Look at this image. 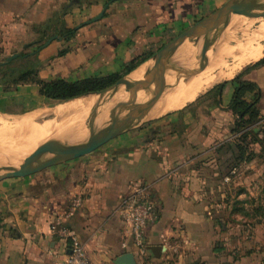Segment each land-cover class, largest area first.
<instances>
[{
    "label": "crops",
    "instance_id": "obj_1",
    "mask_svg": "<svg viewBox=\"0 0 264 264\" xmlns=\"http://www.w3.org/2000/svg\"><path fill=\"white\" fill-rule=\"evenodd\" d=\"M227 1L0 0V56L7 54L5 59H9L35 52L36 44L45 43L58 29L80 27L69 42L53 40L39 52L40 80L77 82L114 75L122 80L145 62L127 75L129 66L157 53L196 24L214 18ZM262 22L264 8L256 0L239 3L221 47L204 55L195 51L188 73L176 82L188 83L205 71L210 56L222 48L236 50L227 58L232 65L236 57L264 47V35L257 37ZM48 27L44 38L38 29ZM245 47L249 51L243 54ZM62 49L67 52L60 56ZM263 58L264 54L181 109L139 122L86 157L0 182V264H66L69 243L51 230L58 220L79 236L92 264H123L120 258L124 255H132L136 264H234L232 252L245 250L243 262L248 256L246 228L235 235L231 220L244 219L245 223L249 218L231 212L237 213L234 205H247V197L252 203L264 204V65H257ZM238 76L256 86L243 100L256 102L260 114L258 122L242 129L230 109L236 87L233 81ZM222 84L216 105L213 92ZM6 87L0 83V115L19 114L15 110L31 93L38 101L43 99L35 84ZM6 91H14L23 100L9 102ZM205 97L208 113L203 112ZM96 105L85 102L91 111ZM44 106L40 109L49 105ZM230 144L243 147L238 161V150L233 151ZM140 189L150 193L157 208V218L146 231L145 255L135 247L121 216L123 202ZM79 197L82 206L65 220L73 199ZM259 218L251 215V219ZM263 229L259 223L256 232ZM232 235L242 237L239 247H232ZM150 247H161L160 257Z\"/></svg>",
    "mask_w": 264,
    "mask_h": 264
},
{
    "label": "water",
    "instance_id": "obj_2",
    "mask_svg": "<svg viewBox=\"0 0 264 264\" xmlns=\"http://www.w3.org/2000/svg\"><path fill=\"white\" fill-rule=\"evenodd\" d=\"M242 1L252 0H228L214 18L196 24L167 43L144 63L146 69L141 78L122 79L106 91L94 94L99 100L97 108L91 113L93 117H91L88 126L99 128L105 125V129H100L94 135L67 145L66 150H37L24 155L20 161L14 162L3 172H0V182L32 176L48 168L86 157L134 129L139 122L147 121L171 87L170 81L167 82V79L175 80L188 73L195 51L204 55L221 47L223 33L237 5ZM256 2L260 8H264V0H256ZM176 52L188 56L182 65L174 62L173 58ZM15 57H10L8 60L11 61ZM153 62L157 65L156 68L151 67ZM151 85L155 86L154 89L150 88ZM108 92L109 95H107ZM142 94L150 98L145 103H138V98ZM104 97L106 98L104 99ZM102 107L104 114L100 122L95 119V116ZM150 250L156 257H160L161 247H150ZM120 262L136 264L132 255L122 256Z\"/></svg>",
    "mask_w": 264,
    "mask_h": 264
},
{
    "label": "rangeland",
    "instance_id": "obj_3",
    "mask_svg": "<svg viewBox=\"0 0 264 264\" xmlns=\"http://www.w3.org/2000/svg\"><path fill=\"white\" fill-rule=\"evenodd\" d=\"M240 36H242V34H238V37ZM155 54L156 53H154V55ZM7 56H8L7 54L0 56V63L5 62V58ZM174 56L175 57L173 59L176 64H178L181 61L183 63L186 60V58H188L187 55L180 52H176ZM176 57H179L180 60H178ZM227 58L220 59L215 63L222 62ZM23 64L24 61H17L14 64L13 68H19ZM2 74H0V82L2 81L7 84L6 89H11V88L17 89L19 87V85H14L17 74H14L9 71H7V73L4 74L5 76H3ZM170 80L171 78H168L167 82ZM154 87L155 86L152 85L150 86L151 89H154ZM8 92L9 91L5 92V96L7 98L10 97L8 98L9 102H14V100H17L19 104V101L23 100L22 99L23 97L20 94L18 99V96H14L13 94L14 91L10 93ZM107 95H109V92ZM143 96H144L143 94L140 95L138 100L139 99L143 100L144 97L150 98L148 96H144V97ZM41 97L43 99H40V101H38V98L33 96L32 93L30 96L28 95V98L26 100H23L24 103L19 104L21 108L16 107L17 109L15 111L19 112V114H16L17 116L0 115V172H3L6 167L12 165L16 161H19L24 155L30 152L37 150H50V149L66 150L67 145L74 143L76 141H80L91 135H94L100 129H105V125L99 128L88 126V123L91 121L92 119L91 117L93 116H91L92 111L85 108V102L90 100L93 101L95 104H97L99 98H97L96 95L89 94L87 95V97H84V99L78 101L72 100L57 104L48 101L42 95ZM105 98L106 97H104V99ZM203 101H206L205 104L207 103L203 109V112L208 113V108H207L208 107L207 105H209L208 97H205ZM45 104H47V106L49 105L48 108L40 109L45 107L44 106ZM62 104H64L65 106H61ZM60 109L65 111L71 109L72 110L71 112L69 111L65 112L66 116L58 118L57 114H58V110ZM97 115H99V113ZM101 117L95 116V119L98 120ZM24 121H27V123H25ZM39 126H41V128ZM82 132H84V134H82ZM261 190H262L261 193L264 192V188L263 189L261 188ZM235 191L237 190L235 189ZM245 201H248L249 203L247 202L248 203L247 205L244 204L237 206L234 205V209L235 207H237V213L233 211L231 213L232 214L234 213L233 215L239 214L241 215V217L247 216L249 220L244 223L245 221L244 219H242L241 222L240 220L237 221L236 219H233L231 220L232 222L231 227L235 235H237L239 231L243 230L244 227L246 228L245 238H247L246 242L248 246L246 248L247 250L246 252L248 256L244 257L243 262L241 261L242 254H245V250H243L242 253L240 251L232 252L233 255L232 258L234 260V264H242V263L245 264L247 262L248 264H264V229L261 232H256L257 231L256 227H258L259 223L262 224L264 227V204L252 203L251 197H247ZM247 208L249 212L246 210ZM256 214L259 217H261V219L260 218L258 220L251 219V215L255 216ZM235 235H232L233 248L234 246L239 245L242 238V237L240 238V236H235Z\"/></svg>",
    "mask_w": 264,
    "mask_h": 264
},
{
    "label": "trees",
    "instance_id": "obj_4",
    "mask_svg": "<svg viewBox=\"0 0 264 264\" xmlns=\"http://www.w3.org/2000/svg\"><path fill=\"white\" fill-rule=\"evenodd\" d=\"M40 32L44 33L43 37L46 38L48 35V30L50 28H40L38 29ZM80 27L78 28H68L62 27L58 29L57 32H52L53 34L47 37V41L42 43V45L36 44V51L32 53H21L19 56L11 61L5 59V62L0 63V74L5 76L4 74L7 71L12 72L16 75V79L14 85H22V84H35L40 87V94L45 97L48 101L53 102L54 104L57 103H64L68 101L75 100L77 98L87 96L89 94H98L106 91L111 86L116 84L118 80L122 78L120 75L108 76V77H100V78H92V79H85L80 80L77 82H68L63 79H54L49 82H45L40 80L39 78V68H40V61H38L37 56L39 52L45 48L48 44H50L53 40H65L69 42L73 39L76 34L79 32ZM43 38V40H44ZM50 40V41H49ZM67 51L64 49L60 50L58 55H64ZM154 53L147 54L139 63H133L131 66L127 68V75L133 72L141 63L146 62L150 59ZM17 61H24V64L19 68H13L14 64ZM264 65V58L257 64V65ZM1 75V76H2ZM4 83V82H0ZM233 83L236 85L235 93L233 100L230 105V109L234 112V114L239 118L236 122L237 127L239 129L247 128L249 126H253L258 120L260 119V114L258 109L256 108V102L254 103H247L243 100L244 96L249 91H254L256 86L250 82L244 81L241 77H237ZM6 86L7 84L4 83ZM225 84H222L213 92V97L216 105L220 103L218 99V95L224 87ZM229 148L238 150V155L235 157V160L238 161L240 158V153L243 150L241 145L232 146L229 145ZM234 168V167H233ZM231 168V170L233 169Z\"/></svg>",
    "mask_w": 264,
    "mask_h": 264
},
{
    "label": "bare ground",
    "instance_id": "obj_5",
    "mask_svg": "<svg viewBox=\"0 0 264 264\" xmlns=\"http://www.w3.org/2000/svg\"><path fill=\"white\" fill-rule=\"evenodd\" d=\"M262 34L264 35V22L261 23V27H260V30L258 32L257 37L262 35ZM258 44L259 43H257V45ZM238 46H240V45H238ZM242 46H244L243 42H242ZM234 50H235L234 48L233 49H227L225 47V48H222L217 54L213 53V54H216V55L210 56L209 63L210 62L211 63L209 65V67L205 71H203L202 73L197 75L195 78H193L188 83L182 81L181 83H179V84L177 83L175 86H173L176 83L177 79L176 80H174V79L170 80V85H172V89L161 100V103L164 102V104H163L164 109H163V106L161 108L162 110H159V111H156V108H155V110L151 114V117L160 116V115H163V114H165V113H167L169 111H174V110L181 109L182 107L187 105V103L193 101L199 94H201L202 92H204L207 89L211 88L214 84H216V83H218V82H220V81H222L224 79L226 80V79L233 78L237 74V72H239L242 68H244L245 65H247L248 63L253 62V61H258L259 59H261L263 57V54H264V47L261 46L260 48H258L256 50H253L252 52L250 51L251 53L249 52V54H247L246 57H236L235 60H234V63L232 65L228 64L227 59H225L222 62L215 63L216 61H218L220 59H224V58L230 57L233 54ZM248 51H249V48L247 47V48H244L242 52H243V54H245V53H248ZM207 54H210V53H207ZM176 58L180 60L179 57H176ZM205 62H207V61H205ZM151 67L152 68H156L157 65H155V63L153 62L151 64ZM145 69H146V66L143 65L140 69H138L133 74V76H130V78H132V79L133 78H138V79L141 78V76L145 72ZM179 78L180 77H178V80H179ZM148 99L149 98H145L144 97L143 100H139L138 103H145L146 101H148ZM111 103H112V101H111ZM95 108H97V106ZM71 110H66V111L65 110H61V109L58 110V114H57L58 118L66 116L65 112H67V111L71 112ZM102 111H103V107L100 108L99 116L97 115L98 117H100ZM103 114H104V111L102 112V117L99 118L97 121H100V122L102 121ZM62 119H64V118H62ZM80 121H83V120H80ZM24 122L27 123V121H24ZM56 125H57V123H56ZM39 127L41 128V126H39ZM32 128H33V126H32ZM39 132H41V131H39ZM46 134H47V132H46ZM82 134H84V132H82ZM44 135H45V133H44ZM43 137H46V136H43Z\"/></svg>",
    "mask_w": 264,
    "mask_h": 264
},
{
    "label": "built area",
    "instance_id": "obj_6",
    "mask_svg": "<svg viewBox=\"0 0 264 264\" xmlns=\"http://www.w3.org/2000/svg\"><path fill=\"white\" fill-rule=\"evenodd\" d=\"M81 206L82 199L80 197L73 199L63 218L65 220L73 218ZM121 216L123 223L130 228L135 247L142 255H145L147 251L146 231L157 218V208L150 198V193L147 194L146 189H140L128 197L121 206ZM51 230L69 243L70 249L66 264H92L84 244L70 227L58 220L51 226Z\"/></svg>",
    "mask_w": 264,
    "mask_h": 264
}]
</instances>
